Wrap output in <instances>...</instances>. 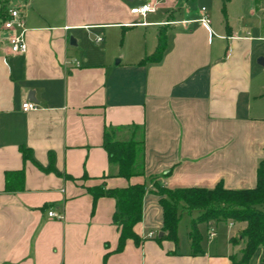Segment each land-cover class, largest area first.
Here are the masks:
<instances>
[{
    "label": "crops",
    "instance_id": "obj_1",
    "mask_svg": "<svg viewBox=\"0 0 264 264\" xmlns=\"http://www.w3.org/2000/svg\"><path fill=\"white\" fill-rule=\"evenodd\" d=\"M154 1L7 0L23 11L28 51L11 54L0 27V264L241 260L244 244L232 240L245 223H201L197 254L191 227L186 242L179 226L178 243L163 239V209L151 179L171 190L257 186L264 65L257 63L263 53L256 43L264 42V0H240L238 8L232 0L234 13L221 22L205 6L192 10L181 0H160L146 19L132 14ZM205 15L209 25L200 21ZM162 27L163 59L142 65L156 51ZM28 101L38 109L24 112ZM134 127L144 131L145 174L114 177L106 131L115 129L123 140ZM133 184L147 185L143 219L134 228L141 242L129 239L119 251L117 201L95 200L91 191ZM204 226L210 239L224 226L225 249L209 247Z\"/></svg>",
    "mask_w": 264,
    "mask_h": 264
},
{
    "label": "trees",
    "instance_id": "obj_2",
    "mask_svg": "<svg viewBox=\"0 0 264 264\" xmlns=\"http://www.w3.org/2000/svg\"><path fill=\"white\" fill-rule=\"evenodd\" d=\"M231 0H223L224 9ZM0 21L5 17L9 5L7 0H0ZM167 49V34L164 27L159 31L158 46L156 51L146 56L142 65L158 63L163 59ZM116 130L109 129L105 134L104 147L109 155L112 175L131 179L135 176H143L144 170V131L140 127H134L133 134L123 140L115 138ZM25 158L32 159L29 149H23ZM155 193L160 197L163 209L164 226L163 239L178 243V226L183 213L197 212V218L192 220L190 239L195 254L202 252L203 240L199 229L201 223L211 221H234L245 223L246 227L240 237L233 239V244L243 243L242 257L236 264H249L256 252L264 249V160L261 161L257 186L247 190H229L222 183L213 189L207 188H182L167 189L160 185L156 178L151 179ZM7 188H10L7 182ZM95 200L101 197H112L117 201V209L113 217L114 224L120 232L119 248L122 250L127 240L132 239L137 244L141 242L135 233V226L143 219V204L147 193L146 184H133L126 188L106 190L104 188L93 189Z\"/></svg>",
    "mask_w": 264,
    "mask_h": 264
},
{
    "label": "built area",
    "instance_id": "obj_3",
    "mask_svg": "<svg viewBox=\"0 0 264 264\" xmlns=\"http://www.w3.org/2000/svg\"><path fill=\"white\" fill-rule=\"evenodd\" d=\"M159 5L160 0H156L154 2L145 3L141 6L133 8L131 12L142 19H146L149 14L155 13L158 10ZM202 11L205 12L206 8H203ZM200 21L205 25L210 24V19L206 15ZM1 25L5 33V39L8 43L10 53L13 55L26 54L28 51V45L25 39L27 30L22 9L9 4L5 12V17L1 21ZM101 40V38L98 39V41ZM22 109L24 112H30L37 110L38 106L36 103L28 101L23 104ZM49 216L51 218H61L54 211H50ZM210 235L211 237H214L216 232L212 230Z\"/></svg>",
    "mask_w": 264,
    "mask_h": 264
},
{
    "label": "rangeland",
    "instance_id": "obj_4",
    "mask_svg": "<svg viewBox=\"0 0 264 264\" xmlns=\"http://www.w3.org/2000/svg\"><path fill=\"white\" fill-rule=\"evenodd\" d=\"M232 1V0H231ZM230 1V2H231ZM181 2L184 4V6H188L192 10H196L199 8H202L205 6L208 8L212 14V18L215 20V22H221L225 21L226 18L233 15L234 9L232 8V4L237 6L241 2L240 0H233V3H227L226 8L224 9L223 6V0H181ZM5 5V4H4ZM4 5H0V7H4ZM13 5V4H10ZM64 6L60 8L62 11ZM1 22H0V27H1ZM91 38V37H90ZM258 46V49L262 51L263 55L262 57H259L257 59V63L259 64L260 58H264V42H258L256 43ZM260 45V46H259ZM260 69L264 71V66H262ZM262 79L264 81V74L262 75ZM197 215V212H194L193 216L195 217ZM191 215L189 214H184L182 216V219L180 220L179 223V236L182 237L183 241H187L188 239V231L190 230L191 227ZM218 230L219 237L215 239H210L209 237V231H207L206 226L202 228V232L205 236V240L209 247L215 251L217 247L223 250L227 246V236L224 231V226H220ZM249 264H264V249L260 248L254 257L251 259Z\"/></svg>",
    "mask_w": 264,
    "mask_h": 264
},
{
    "label": "water",
    "instance_id": "obj_5",
    "mask_svg": "<svg viewBox=\"0 0 264 264\" xmlns=\"http://www.w3.org/2000/svg\"><path fill=\"white\" fill-rule=\"evenodd\" d=\"M260 63H261L262 65H264V59L260 60Z\"/></svg>",
    "mask_w": 264,
    "mask_h": 264
}]
</instances>
